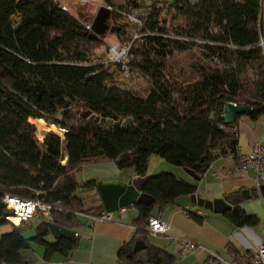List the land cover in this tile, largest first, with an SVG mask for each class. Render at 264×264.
<instances>
[{
    "label": "trees",
    "instance_id": "obj_1",
    "mask_svg": "<svg viewBox=\"0 0 264 264\" xmlns=\"http://www.w3.org/2000/svg\"><path fill=\"white\" fill-rule=\"evenodd\" d=\"M149 1L152 10L142 9V0L106 4L110 15L126 20L131 10L145 13L140 27L127 20L138 29L137 37L120 43L131 42L129 68L150 80L147 95L140 97L116 83L118 65L93 60L103 35L85 29L83 23L91 19L80 20L60 0H0V224L11 227L0 236V264H27L21 250L30 246L20 235L29 221L16 226L4 219L11 213L2 202L5 195L52 205L46 221L76 232L85 224L78 212H105L97 180L76 179L82 165L114 161L118 169L146 175L149 157L157 155L200 176L217 156L237 153L239 117L224 122L226 102L251 106V119L264 116V47L259 46L264 0H169L172 12L165 15L155 8L162 0ZM197 45L211 62L198 79L165 73L170 54ZM128 118L133 122L127 127L116 125ZM37 120L62 129V140L47 131L39 140ZM195 191V185L172 173L147 176L142 193L151 202L134 204L133 235L119 249L118 264H137L136 240L145 243L148 264H175L174 255L150 243L148 219L154 206L163 211L174 206L175 198ZM85 192L97 196L98 203L85 208L79 195ZM239 193L225 196L234 198L236 209L224 216L235 226H254L257 218L238 207ZM33 226L45 261L55 253L67 258L77 245L78 237L47 241L44 221Z\"/></svg>",
    "mask_w": 264,
    "mask_h": 264
},
{
    "label": "crops",
    "instance_id": "obj_2",
    "mask_svg": "<svg viewBox=\"0 0 264 264\" xmlns=\"http://www.w3.org/2000/svg\"><path fill=\"white\" fill-rule=\"evenodd\" d=\"M235 127L238 136L237 154L247 153L256 140L264 143V116L256 119L240 116ZM150 161L151 156L148 159L147 176H150L148 172ZM92 164L99 166L86 169L81 182L91 179L97 181L123 179L134 172L133 168L118 169L114 161ZM85 165L88 164L82 165L81 171ZM232 168H234L232 157L220 155L211 162L198 180L193 179L184 168L171 170L178 178L195 185V194L206 200L225 198L233 192L240 191L241 201L238 207L258 220L256 225L251 227L235 226L224 213H215L196 206L183 209L174 205L160 211L159 217L167 221L169 227L165 235H151L150 243L174 255L175 264H210L208 250L230 262L249 263L258 244L264 242V195L259 193V189H255L251 171L227 173ZM244 189L249 190L248 198L242 194ZM188 212L199 216L201 221L194 220ZM112 213L114 214L112 221H94L81 216L85 224L76 229L77 245L69 256L64 258L61 254L55 253L50 261H45L43 251L42 253L39 251L38 264H118L117 253L123 243L133 235V222L138 212L132 205ZM49 236L53 241L52 236ZM176 238L194 241L205 249L198 248L188 254H181Z\"/></svg>",
    "mask_w": 264,
    "mask_h": 264
},
{
    "label": "rangeland",
    "instance_id": "obj_3",
    "mask_svg": "<svg viewBox=\"0 0 264 264\" xmlns=\"http://www.w3.org/2000/svg\"><path fill=\"white\" fill-rule=\"evenodd\" d=\"M64 3V5L69 9L71 13H73L80 20L87 21L92 20L97 12V2L99 4L108 6L107 1H112L116 5H122L123 0H60ZM169 0H162L155 5V8H160L162 11V15L169 14L172 12L170 6L168 4ZM98 4V5H99ZM108 4V5H106ZM150 4L149 0H142V9L144 8H152L147 5ZM152 10V9H151ZM107 24V30L101 37V41L103 45L95 51V56L93 60L95 61H106L108 59V44H120L123 42H127L129 38L134 39L135 35L138 33V29L133 27L125 18L122 16H115L111 14L107 20H105ZM117 31L119 35H117ZM137 37V36H136ZM210 60L204 58L201 54L200 48L197 46H193L191 49L183 52H173L164 60L165 73H168L170 76L181 79L183 78L186 81H194L198 79L201 68L209 67ZM112 68V67H110ZM183 72L182 76H179L177 72ZM116 83L126 89L131 90L135 94L140 97H145L150 89L151 83L148 77L141 74L137 69L130 66V73L127 77H124L121 73L115 74ZM46 123V122H45ZM48 124V123H47ZM36 126V125H35ZM45 131H38L36 126V135L39 140H42L43 133ZM63 133V130H62ZM57 134V133H56ZM59 135V134H57ZM60 136V135H59ZM61 140L62 137L60 136ZM157 155H151V161L149 164L148 172L150 176L156 175L160 172L172 173V169L174 168H182L181 166L174 165L164 161L163 159H159ZM159 160V161H156ZM159 162V163H158ZM97 164H88L84 166V169L76 175V179L78 182L83 181V177H85V171L88 168H96ZM99 181V180H98ZM80 197L83 198L85 208H89L98 203L97 196L90 193H81ZM33 225H39L43 222V220L39 218H32L29 220ZM11 230L9 224L2 223L0 224V236L2 234L8 233ZM47 241H51L50 236L46 237ZM30 246L27 249L21 250V255L25 259L27 264H38L37 261V252L43 251L42 245L35 241H30ZM39 255V254H38Z\"/></svg>",
    "mask_w": 264,
    "mask_h": 264
},
{
    "label": "water",
    "instance_id": "obj_4",
    "mask_svg": "<svg viewBox=\"0 0 264 264\" xmlns=\"http://www.w3.org/2000/svg\"><path fill=\"white\" fill-rule=\"evenodd\" d=\"M109 9L105 6H100L97 10L94 18L91 22L92 35H103L107 30V24L105 20L109 18ZM19 20V18H18ZM252 113V107L249 105H238L233 102H226L221 112V116L225 123L231 124L234 122L236 117L240 116H249ZM91 119H94L96 122L100 121V117H95L90 115ZM106 122L107 125H113L111 119H101ZM133 122V119H126L124 121H119L116 125L127 127L130 123ZM64 132V131H63ZM64 137V134H63ZM184 170L195 180L199 179L193 170L185 168ZM147 179V175H139L137 172H133L129 177L123 179H114V180H99L96 182V189L98 192V197L100 199L101 205L105 212H116L121 208L129 207L134 205L137 202H151L148 196L142 193V186ZM259 193L264 195V185L259 187ZM242 194L245 198L249 197V190H242ZM234 198L231 200H226L224 198H217L213 200H206L195 193L190 195L179 196L175 198L174 205L177 207H188L196 206L199 208H204L211 210L215 213H225L226 211H234L236 206L233 204ZM160 210L158 206H154L150 212V217H159ZM45 225L49 230V234L54 240L61 238L74 241L76 239L75 232L71 229L64 227H59L51 222L44 221ZM31 225L27 229L21 232V237L30 242L34 241L37 237L35 227ZM146 245L142 240H136L133 244V251L139 252L137 257V264H148V257L145 252Z\"/></svg>",
    "mask_w": 264,
    "mask_h": 264
},
{
    "label": "built area",
    "instance_id": "obj_5",
    "mask_svg": "<svg viewBox=\"0 0 264 264\" xmlns=\"http://www.w3.org/2000/svg\"><path fill=\"white\" fill-rule=\"evenodd\" d=\"M99 6L104 5L99 4ZM105 7L112 10L110 6ZM125 15L128 21L137 23L138 27H140L142 25L140 18L144 16L145 13H139L137 10H131ZM91 22L92 20L88 23H83L85 29L90 32H92ZM136 36L137 35L134 37ZM130 44L131 42L126 45H120L117 43L108 44V59L102 63L105 66L112 68L118 65L120 73L124 77H127L130 73L128 64ZM259 46L264 47V36L261 37ZM228 155L232 157L234 168L228 170L227 173L235 171L245 173L247 171H251L253 173L255 189L258 190L261 185H264V143L256 140L247 153H230ZM63 162L64 161H62V163ZM2 202L7 209L11 210V213L7 214L4 219L16 226L22 224L23 222H28L34 217L46 221L53 209L52 205L45 204L37 199H27L10 195H5ZM77 214L94 221H112L114 218V214L112 212H104L100 216H93L84 212H78ZM15 220H17V222H15ZM168 227V222L160 217H149L146 229L150 235L160 236L166 234ZM75 236L77 237L78 233L75 232ZM176 240L181 254H188L198 248L205 249L203 246L186 238H176ZM208 253L210 264H264V242L258 244L257 249L252 255L249 263L230 262L211 250H208Z\"/></svg>",
    "mask_w": 264,
    "mask_h": 264
},
{
    "label": "bare ground",
    "instance_id": "obj_6",
    "mask_svg": "<svg viewBox=\"0 0 264 264\" xmlns=\"http://www.w3.org/2000/svg\"><path fill=\"white\" fill-rule=\"evenodd\" d=\"M34 124L37 126L39 132L41 131L54 132L59 134L63 138L62 129L57 128L53 124H47L39 120L35 121ZM15 222H17V220H15Z\"/></svg>",
    "mask_w": 264,
    "mask_h": 264
},
{
    "label": "flooded vegetation",
    "instance_id": "obj_7",
    "mask_svg": "<svg viewBox=\"0 0 264 264\" xmlns=\"http://www.w3.org/2000/svg\"><path fill=\"white\" fill-rule=\"evenodd\" d=\"M30 224H32L31 222H30ZM33 225V224H32Z\"/></svg>",
    "mask_w": 264,
    "mask_h": 264
}]
</instances>
